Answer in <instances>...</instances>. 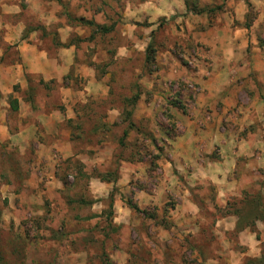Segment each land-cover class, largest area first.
I'll list each match as a JSON object with an SVG mask.
<instances>
[{
  "label": "crops",
  "instance_id": "obj_1",
  "mask_svg": "<svg viewBox=\"0 0 264 264\" xmlns=\"http://www.w3.org/2000/svg\"><path fill=\"white\" fill-rule=\"evenodd\" d=\"M233 4L242 23L245 3ZM208 23L189 12L184 0H0V144L37 140V161L45 165L54 161L53 148L64 159L78 158L73 131L85 130L78 125L85 120L101 122L99 107L107 108L102 121L109 124L125 120L126 112V121L136 122L145 112L146 93L136 95L131 111L107 101L115 84L135 76L133 86L123 88L143 87L157 101L168 83L194 82L202 90L192 112L178 117L185 130L177 143L186 163L180 175L192 191L184 193L174 220L179 229L199 222V201L212 186L217 207L227 210L218 233L242 235L239 243L226 238L220 249L229 251V264H241L262 256L251 229L264 234V51L249 30L230 28L233 19L203 29ZM190 37L197 45L192 60L186 53ZM133 58L141 63L132 66ZM90 132L104 134L98 127ZM45 139L48 148L41 145ZM254 198V220L243 222V208L229 204L246 207ZM143 199L167 201L158 191Z\"/></svg>",
  "mask_w": 264,
  "mask_h": 264
},
{
  "label": "rangeland",
  "instance_id": "obj_2",
  "mask_svg": "<svg viewBox=\"0 0 264 264\" xmlns=\"http://www.w3.org/2000/svg\"><path fill=\"white\" fill-rule=\"evenodd\" d=\"M186 2L189 12L209 19L203 29L216 24L225 27L224 20L233 19L230 28L249 30L264 51V0ZM233 2L245 3L242 23ZM186 44L192 60L197 45L191 37ZM198 48L209 52L200 43ZM149 49L146 62L155 50L153 45ZM191 60H183L189 70L195 68ZM134 63L141 62L133 58ZM134 80L135 76L115 84L107 101L127 104L131 111L136 95L146 93L141 119L127 122L130 112H126L125 120L105 123L107 108L99 107L101 122L85 120L78 123L85 130L73 131L71 142L78 158L64 159L53 148L54 161L45 165L37 161L41 151L37 140L21 145L23 139L14 138L0 144V264H214L212 259L229 264V251L224 253L220 247L226 238L239 243L242 235L218 233L220 215L227 210L217 207L212 186L206 187V196L199 201L200 223L192 220L186 229H179L173 216L184 193L192 191L180 175L186 163L177 143L185 127L178 117L192 112L201 87L194 82L168 83L158 92L162 98L154 101L143 87L123 88L133 86ZM150 113L153 119L148 118ZM94 127L104 134L93 136ZM124 129L130 133L127 137ZM45 140L47 145H41L48 148L49 140ZM157 191L165 193L166 202L144 203L145 194ZM117 199L120 206L115 205ZM80 200L94 203L82 205ZM255 201L245 203L246 207L239 201L229 206L242 207V220L250 223ZM129 203L141 212L132 210ZM251 230L261 244L262 256L241 264H264V234Z\"/></svg>",
  "mask_w": 264,
  "mask_h": 264
},
{
  "label": "trees",
  "instance_id": "obj_3",
  "mask_svg": "<svg viewBox=\"0 0 264 264\" xmlns=\"http://www.w3.org/2000/svg\"><path fill=\"white\" fill-rule=\"evenodd\" d=\"M185 2H186V0H184ZM186 4H187V6H188V3L186 2ZM150 50V49H149ZM150 52V51H149ZM151 59L150 58H148V60L147 61H150ZM138 97H136V99H137ZM138 101H134V104H136ZM13 110H14V108H13ZM78 203L79 204H82V205H88V204H93L94 202H86V201H84V200H80V201H78ZM112 203H113V200H111V209H112V207H113V205H112ZM129 207L132 209V210H134V211H136V212H141L140 211V209L136 206V205H134V204H132V203H129Z\"/></svg>",
  "mask_w": 264,
  "mask_h": 264
}]
</instances>
